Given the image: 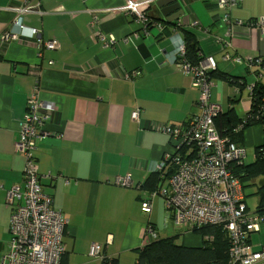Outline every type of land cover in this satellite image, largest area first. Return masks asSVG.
<instances>
[{"label": "crops", "instance_id": "1", "mask_svg": "<svg viewBox=\"0 0 264 264\" xmlns=\"http://www.w3.org/2000/svg\"><path fill=\"white\" fill-rule=\"evenodd\" d=\"M158 1L147 12L163 28L151 27L145 34L131 15L117 10L126 0H0V258L10 238L12 207L6 193L21 185L25 164L14 141L27 99L36 92L51 108L41 127L45 134L35 142V163L43 192L66 221L60 264H101L104 258L137 264V251L151 241L148 227L157 238L175 237L187 248L202 246L198 234L171 222L158 197L149 215L141 212L147 188L114 183L125 175L133 185L146 181L157 163L175 151L174 141L153 128L183 125L199 113L193 78L173 65L180 40L172 23L162 21ZM175 2L183 11L175 22L193 34L203 59L212 57L217 71L243 80L238 90L213 78L217 83L210 102L227 103L225 109L219 105L221 113L243 118L250 94L244 95V88L264 83V68L247 66L248 59L264 61V30L258 28L264 0H242L232 8L229 20L242 24L230 29L215 0ZM25 5L30 9L25 27L37 30L44 41L56 40L55 51L39 52L28 38L2 42L14 9ZM93 17L97 22L91 27ZM135 71L132 79L122 76ZM135 108L141 110L139 123L130 118ZM263 138L261 126H252L243 131L239 145L255 149ZM249 242L254 249L264 245V223ZM94 245L101 258L89 256Z\"/></svg>", "mask_w": 264, "mask_h": 264}, {"label": "built area", "instance_id": "2", "mask_svg": "<svg viewBox=\"0 0 264 264\" xmlns=\"http://www.w3.org/2000/svg\"><path fill=\"white\" fill-rule=\"evenodd\" d=\"M154 1L126 0L117 10L134 17V23L148 34V25L158 30L163 27L153 22L147 12ZM241 2L215 0L216 8L224 13L221 19L229 23V29L233 24H242L229 20L231 9ZM29 12V6L26 5L14 9L11 28L1 36L2 42H18L28 38L35 41L39 52L41 49L55 51L58 48L56 40L44 41L37 30L25 27L23 18ZM96 22V17H93L89 26H95ZM180 27L181 22H175L174 29ZM258 28L264 30V20L258 21ZM176 35L180 42L175 48L173 65L178 73L193 78V86L199 91V113L191 116L183 126L157 125L153 128L174 141L176 152L184 147L186 153L182 155L179 151L178 154L165 155L157 163L153 172L161 173L162 181L156 189L147 191L141 201V212L149 215L153 199L160 197L168 218L176 227L190 232L202 227L223 230L229 242L228 264H264V245L254 249L249 242L250 234L260 231L264 216L248 211L241 181L235 175V168L243 164L245 149L222 138L214 123L220 107L210 102L214 83L208 73L216 70V63L212 57H205L196 66L191 65L185 56V41L182 35ZM48 63L51 65L52 61ZM259 64L260 60L255 58L247 60L249 69ZM137 74L135 71L122 76L132 79ZM253 86H247L249 93ZM140 111L135 108L131 112L133 122L139 123ZM48 112H51V108L36 93L28 97L14 141L15 151L25 159L23 180L21 185H13L6 193V202L12 207L10 238L0 264H60L65 252L62 236L66 221L62 219L60 211L54 209L51 198L43 192L35 163V142L45 134L41 127ZM242 128L240 124L236 131ZM114 183L124 188H143V182L133 185L129 175L116 177ZM146 232L152 239L157 237L151 227ZM89 256L101 258L100 247L92 246Z\"/></svg>", "mask_w": 264, "mask_h": 264}, {"label": "trees", "instance_id": "3", "mask_svg": "<svg viewBox=\"0 0 264 264\" xmlns=\"http://www.w3.org/2000/svg\"><path fill=\"white\" fill-rule=\"evenodd\" d=\"M132 20L134 22V17H132ZM152 21L157 22L154 20ZM172 25L173 31L182 35L186 43L185 56L187 61L191 65L196 66L203 57L199 53L200 50L195 37L189 31L183 30L182 27L174 29L175 23H172ZM149 28H151L150 25L147 26V31ZM255 59L260 60L259 66L264 68V61L259 57ZM208 75L211 79L215 78L219 82L230 83L238 90L244 86L242 79L231 77L217 70L209 72ZM187 121L188 120H186L183 125H185ZM214 123L220 136L228 139L237 146H240L239 144L242 139L243 131L249 127L261 126L264 133V84L258 81L254 84L253 88H251L249 94V110L243 118L237 119L233 116L232 111H228V113H220L217 115L214 119ZM240 124L243 125V128L236 131ZM174 148H176V146H174ZM179 151L184 155L186 153V148H179L177 152L174 151V154H178ZM160 174L161 173L153 172V174L143 182V188H147L149 191L156 189L162 181ZM235 175L239 177L243 189L245 186L254 185L257 181L259 182L254 192L257 198V207L254 213L259 216H264V138L263 142L254 149V162L249 165L242 164L236 167ZM168 176L169 175H167V177ZM193 233L198 234L202 238V246L200 248H187L180 244H176L175 237L150 239L151 241L148 245L137 251V264H228L229 242L223 230L217 227H202L194 230ZM101 264H117V260L104 258L101 260Z\"/></svg>", "mask_w": 264, "mask_h": 264}, {"label": "rangeland", "instance_id": "4", "mask_svg": "<svg viewBox=\"0 0 264 264\" xmlns=\"http://www.w3.org/2000/svg\"><path fill=\"white\" fill-rule=\"evenodd\" d=\"M262 81L264 82V77H263V79H262ZM216 82V81H215ZM217 83V82H216ZM264 84V83H263ZM244 95L246 94H248L249 93V91H248V88L246 87V88H244ZM214 104H217V105H222V108L223 109H225L226 108V106H227V103H214ZM19 128V127H18ZM245 149V153H246V155H245V158H244V160L242 161V163L243 164H245V165H249V164H251L252 162H254V159H253V156H254V148L252 147H246V148H244ZM259 182L257 181L256 182V184H254V185H250V186H245L244 187V189H243V191H244V194H245V205H246V207H247V209H248V211L249 212H255L256 211V207H257V198H256V196L254 195V192L256 191V188H257V184H258ZM158 199H160L161 200V202H162V199L160 198V197H158ZM160 214L162 215V216H164L165 215V213H164V211L163 210H161L160 211ZM169 227H168V230L169 231H174L175 229L172 227V226H170V225H168ZM163 231V228H160V232H162ZM148 239V238H147ZM149 240V239H148ZM176 242V244H180V241L178 240H176L175 241Z\"/></svg>", "mask_w": 264, "mask_h": 264}, {"label": "water", "instance_id": "5", "mask_svg": "<svg viewBox=\"0 0 264 264\" xmlns=\"http://www.w3.org/2000/svg\"><path fill=\"white\" fill-rule=\"evenodd\" d=\"M156 7L162 16V21L167 23H173L183 15V11L175 0L158 1Z\"/></svg>", "mask_w": 264, "mask_h": 264}, {"label": "clouds", "instance_id": "6", "mask_svg": "<svg viewBox=\"0 0 264 264\" xmlns=\"http://www.w3.org/2000/svg\"><path fill=\"white\" fill-rule=\"evenodd\" d=\"M216 70H217V66H216ZM212 80H213V79H212ZM216 81H218V80H216ZM218 82H219V81H218ZM213 83L215 84V81H214V80H213ZM211 90H212V89H211ZM212 104H213V103H212ZM215 105H217V104H215ZM218 106H219V105H218ZM219 107H220V106H219ZM220 113H221V107H220ZM220 113H219V114H220ZM219 114H218V115H219ZM215 126H216V125H215ZM216 128H217V127H216ZM217 130H218V129H217ZM218 132H219V131H218ZM173 154H174V153H173ZM156 236H157V234H156ZM156 238H157V237H156ZM156 238H155V239H156ZM150 239H152V238H150Z\"/></svg>", "mask_w": 264, "mask_h": 264}]
</instances>
